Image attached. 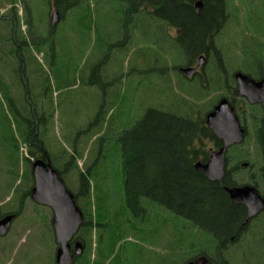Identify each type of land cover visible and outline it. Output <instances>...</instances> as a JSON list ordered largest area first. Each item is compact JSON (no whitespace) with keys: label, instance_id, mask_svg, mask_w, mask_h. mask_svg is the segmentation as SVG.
Segmentation results:
<instances>
[{"label":"rangeland","instance_id":"1","mask_svg":"<svg viewBox=\"0 0 264 264\" xmlns=\"http://www.w3.org/2000/svg\"><path fill=\"white\" fill-rule=\"evenodd\" d=\"M65 1L61 0V5H64ZM68 1L73 2V0ZM228 3L238 5L235 8L238 18L230 17L223 34L217 38V41H221L219 48L230 73L232 67L242 63L245 58L246 63L256 64L255 60L264 63V35H259L260 31H258L259 25L264 32V7L260 5L261 0H229ZM12 5L0 0L1 211L12 208L8 207L11 204L18 205L16 200L18 191L23 192L28 188L29 182L25 180L23 165V157L27 155L26 147L22 142L19 143L21 158L16 169L15 143L19 141L21 116L30 115L32 105L37 106L44 116L45 140L58 148L64 147L70 150L73 142L69 139L77 136L82 127L92 120L101 105L106 108V113L100 133L108 132L107 130H112L114 126L124 121L125 117L118 118V111L122 110L120 103L123 100H126L127 104L126 119L130 118L131 121L141 117L147 106L167 101L170 89L180 90V74L175 73L174 70L170 72L169 67L183 63L176 60L177 48L170 45V34L173 30L164 27L166 37L162 42L152 27L146 26L144 28L146 33L142 35L140 31L143 29L124 26L122 2L85 0L78 7H71L53 27L50 26L46 12L48 0H16V7L10 9ZM13 13L16 14L15 19ZM249 15L252 16V21H249ZM247 22H251V25L246 26ZM48 26L52 29L49 33L52 39L38 46L28 43L27 49L22 50V59L19 58L16 55V52L20 51L17 37L26 40L29 35L33 38L34 35L48 37L46 33ZM254 27L258 29L255 30ZM128 32L133 35L130 39L126 36ZM135 32L139 33L135 34ZM7 36H11L12 42L16 43L12 48L10 44L4 43ZM254 38L263 43L261 46L263 49L253 46ZM242 42L246 49L253 47L252 51L244 54L241 48ZM48 49L54 54L48 53ZM50 56L57 59L52 70L49 69ZM62 64L68 66L66 74L70 85L67 87H61L57 82L56 73ZM94 65L100 66V70L96 69V72H100V80L106 82L103 86L89 85L83 81ZM260 68L258 66L255 68L257 75L262 71ZM35 69L39 75L37 81L33 74ZM160 69L164 72L158 73ZM163 76H166L168 83H164ZM213 76L211 75V79H215ZM44 78L48 79L51 91L42 92L36 102L34 95L39 91V81L43 83ZM199 81L205 82V79L201 78ZM186 82L193 86L198 83ZM221 91L226 93L225 88ZM221 91L210 92L203 102L215 100ZM6 96L11 102H8ZM114 97L118 101L114 104L116 106L111 108ZM235 98L239 99L237 96ZM243 103L242 100L238 101L237 105L241 107L239 109L246 108L247 104L244 106ZM254 112L256 113V110ZM245 113L248 115L247 109ZM251 123L253 124L252 120ZM79 136V146H85V161L90 163L95 156L93 138L86 134ZM252 141L250 138L246 147L249 148L250 157L256 165L252 169L254 171L262 159L260 150L259 152L255 150ZM211 144L207 140V145ZM109 148L108 153L112 152L114 157L119 154V148L114 144L113 146L110 144ZM78 164L79 167H83V159H79ZM67 179L71 186H75V173H70ZM144 208L150 217L145 216L143 219L131 217L130 220L136 227L145 228L146 231L141 233L128 228L124 232L125 239L120 242L121 256H124V251L127 249L135 253L134 260L138 264H178L181 260L178 253L180 234L175 230L174 225L171 226L176 221L173 213L155 203L145 204ZM156 213L163 215L154 218ZM162 217L166 218L165 223ZM51 219V208L35 203L30 196L25 199L21 214L11 222L8 232L0 237V264H52L56 243ZM185 233L189 237L195 233V230L189 227ZM252 239L253 241L246 232L238 247L229 248L227 254L231 264H260L254 245L258 237ZM245 251H249L246 257L243 256Z\"/></svg>","mask_w":264,"mask_h":264},{"label":"trees","instance_id":"2","mask_svg":"<svg viewBox=\"0 0 264 264\" xmlns=\"http://www.w3.org/2000/svg\"><path fill=\"white\" fill-rule=\"evenodd\" d=\"M5 1L13 4L9 7L10 9L16 7V0ZM84 1L69 2L66 0L65 4L60 6L61 15L66 14L73 6L78 7ZM186 1L190 3L186 4ZM196 1L176 0V5H181V2L188 7H167L161 12V19L177 21L176 26L180 32L177 45L171 40L170 45L177 46L176 60L180 62L193 61L214 43L218 47L221 46V41L218 42L214 34L218 25L208 29L205 21L207 18L217 19L215 16L217 10L209 8L214 7L213 3L215 5L216 3L229 4V0H201L203 8L199 12L193 6L191 7V3L193 5ZM260 5L264 7V0H261ZM164 27L162 25L158 28L160 32L156 34L162 42L166 37ZM258 28L259 35H264L259 25ZM258 28L254 27L255 30ZM213 37L216 38L215 42ZM49 39H52L51 35ZM21 41H23L20 47L22 51L27 49V40L22 38ZM4 43L10 44V48L14 46L11 36H7ZM31 43L38 46L42 42ZM262 44L257 38L253 39L255 48L263 49ZM242 46L244 54L252 51L253 47L246 49ZM48 53L54 54L49 49ZM245 61H247L246 58L232 69L256 78L255 68L257 66L260 68L264 63L255 60L256 64H250ZM55 62H57L56 57L50 56V70ZM225 67L227 68L226 64ZM67 68L66 64H62L56 73L57 82L61 87L70 85L66 74ZM96 69L99 71L100 66H92L90 73L83 81L89 85L103 86L106 82L100 80V72H96ZM33 74L37 81L38 71L35 69ZM214 76L213 83L207 85L206 82H200L194 86L180 77L179 91L170 89L167 101L147 106L141 117L135 121H131L130 118L126 119L128 117L127 104L126 100H123L120 103L122 110L119 109L118 118L123 116L124 121L114 126L112 130L102 133L99 130L105 120L106 108L101 105L92 120L85 125L87 127L83 128L85 127L83 126L76 137L72 136L69 139L73 142L70 150L64 147L58 148L45 140L44 116L37 106L32 105L31 114L21 116L19 141L15 143L16 169L21 158L19 143L22 142L26 147L27 155L23 157V165L25 166V180L29 182L25 191H18L17 215L21 214L24 201L30 196L33 184L30 172L32 160L42 158L45 161L48 160L52 168L57 171L65 186L72 192L74 201L84 216L78 231L71 240V244L79 241L82 245V252L74 258L73 264H138L134 260L135 253L127 249L124 251V256H121L122 244L120 242L125 239L124 232L128 228L141 233L146 231L145 228L136 227L130 219L131 217L139 219L145 216L150 217L144 208V205L149 203H155L162 209H167L176 219L171 226L174 225L175 230L180 234L178 253L181 260L178 264H186L189 260L199 256L207 258L206 264H231L227 254L229 248L240 245V239L246 235L245 231L242 233L245 228L253 241L252 237H256L253 232L256 224L260 230L257 237L264 245V211L259 214L256 221L241 227L246 215L245 209L243 205L233 202L224 189L225 186L252 184L259 190L264 183V167L261 161L255 174L252 175L253 160L250 157L249 148L246 147V143L252 136L247 135L241 144L227 149L225 176L220 181L208 180L195 168L196 162L207 161L210 153L222 145L221 141L206 126L205 115L212 109L219 97L227 94L228 88L232 89L233 81L227 79L223 82L219 74ZM162 78L164 83L169 82L166 76ZM38 86L39 91L34 95L36 102L42 92L51 91L47 78H44L43 83L39 81ZM223 88L226 89V93L221 91ZM213 91L221 92L215 100L203 102ZM6 99L11 102L8 96ZM117 101L114 97L110 107L116 106L114 104ZM249 108L251 114H256L254 106ZM252 122L256 127L257 120L252 118ZM261 132H263L262 128L256 133V138L264 142V138L260 136ZM80 134L90 135L93 138L95 156L90 163L85 161V146H79ZM207 140L212 143L210 146L207 145ZM252 142L257 147L256 141ZM110 144L119 148V154L115 157L112 152L108 153ZM110 154L111 159H109ZM79 159H83V167H79ZM243 163H248V166L244 167ZM72 172L76 176L75 186H71L67 179ZM157 215L161 217L163 214L156 213L154 218ZM162 219L165 223L166 218L162 217ZM189 227H192L195 233L188 237L185 231ZM175 251H177L176 248ZM248 255L249 251L243 252V256Z\"/></svg>","mask_w":264,"mask_h":264},{"label":"water","instance_id":"3","mask_svg":"<svg viewBox=\"0 0 264 264\" xmlns=\"http://www.w3.org/2000/svg\"><path fill=\"white\" fill-rule=\"evenodd\" d=\"M202 8V1L195 2L197 12ZM60 15L53 11L50 17V26L59 21ZM198 64L204 62V56H199ZM186 75H192L191 67L182 68ZM237 86V93L244 96L249 103H260L264 110V74L261 79L255 80L247 74L237 71L234 74ZM205 124L212 131L213 135L222 143L221 147L213 150L207 161L196 162L195 168L210 181H220L225 176V155L230 146L240 144L244 141L246 129L239 122L233 106L224 97L220 98L212 110L205 115ZM243 163V166H247ZM264 166V154H263ZM31 174L33 186L31 188V199L52 210V229L54 240L57 245L55 251V264H72L73 257L81 252L82 245L79 241L74 244V251L71 252L70 242L78 231L84 216L76 205L72 192L65 186L64 181L52 168L50 162L42 158L32 160ZM225 191L230 199L236 204L244 205L246 218L241 226L257 216L264 210V195L252 185L243 184L240 186H225ZM15 215L9 214L0 219V235H5ZM75 254V255H74ZM207 258L199 256L189 260L186 264H206Z\"/></svg>","mask_w":264,"mask_h":264},{"label":"flooded vegetation","instance_id":"4","mask_svg":"<svg viewBox=\"0 0 264 264\" xmlns=\"http://www.w3.org/2000/svg\"><path fill=\"white\" fill-rule=\"evenodd\" d=\"M60 1L61 0H48V7H46V12H48L49 19H50L53 11H57L60 14V18L62 17L61 12H60L62 5H61ZM63 1H65V0H63ZM116 1L118 3L122 2L124 26L133 27V29H135V28L143 29V31H140V33H142V35H144L146 33V30L144 29V28H146V26H148L149 28L152 27L155 30V34H159V32H156V31L159 30L158 28H160L162 25H164L165 27H168L169 29L171 28L173 30L172 33L171 34L169 33V34H170L172 43L175 42V44H176V42L178 41L177 40L178 35L180 33L179 28L176 26L177 21L168 20V19H161L160 18L161 12L163 11V9H165L167 7H173V6H174V8L175 7H188L187 5H183L181 2H180L181 5H178V4L176 5V0H116ZM187 3H190V2L186 1V4ZM192 6L195 8V3L193 5L191 3V7ZM212 6H214V7H209V8L217 10V12H215V16L217 17V19L207 18V20L205 21V26L209 29L212 26L218 25L216 30L214 31V34L218 38L223 34L224 26L226 25V23L230 19V17H233L235 19L238 18L237 17L238 14L236 15V13H238V12H235V8L238 7V5L220 4V3L219 4L216 3V5H215V3H213ZM231 7H233L234 9H232ZM246 7H253V6L252 5H246ZM202 8H203V2H202ZM241 10H242V8H241ZM15 15L16 14L13 13L14 19H15ZM248 19H249V21H252V16L249 15ZM234 21L235 20H233V22ZM250 23L251 22H247L246 26L251 25ZM48 28L49 29L46 32L48 34V37H44V36L43 37H36L34 35V38H33V37H31V35H29V37L27 38L26 44H28L30 42H35V41H38V42L41 41L42 43L47 41L48 38L50 37L49 33H50V29H51L49 26H48ZM137 33H139V32H135V34H137ZM127 34H126V36L129 39H130V37L133 36L132 33L130 34L128 32ZM21 40L22 39L17 37V43L19 44L20 47L23 43V41H21ZM155 40H156V37H155ZM213 40L215 42L216 38L213 37ZM11 41H12V37H11ZM14 45H16L15 42H14ZM218 48H219L218 45H216L214 43L212 47L208 48L207 50H204L193 61H184L180 65L175 64L174 66L169 67L170 72L172 70H174L175 73L178 72L180 74V77L183 80L190 81L192 83H197V82L200 83L201 81H199V80L201 78H203V79H205V82L207 85L214 82V79H211V75L219 74V76H221V79L223 82L227 79H232V81H233L232 89H231V87L228 88L227 94L222 96V97L226 98L231 105L233 103L232 106L234 108L236 116L238 117L241 125L246 129L245 138L247 135L250 134L252 136L251 139L256 141L257 147L255 146L256 147L255 150H258V152L260 150L259 153H260V156L262 159V164H263L264 142L257 140L256 133L258 131H260V129L262 128L263 132L260 133L261 134L260 136L262 138H264V110H263L260 103L251 104L248 102V100L244 96H240L237 93V86H236L234 74L238 70L232 69V70H230L232 72L229 73V69L227 70V68L225 67V62H224L223 57L221 55V51ZM16 55H18V57L22 59L23 52L20 50V51L16 52ZM201 55L204 56V62H203V64L199 65L198 59H199V56H201ZM262 65H264V64H262ZM262 65L260 68L262 70L261 73L260 74L258 73L256 78H253V77H251V78H253L255 80H259L262 78V76L264 74V66L262 67ZM185 67H191L193 69L192 75L186 76L182 72V68H185ZM165 69H168V68H165ZM162 72H164V71H162L161 69L158 71V73H162ZM210 80H212V82ZM235 96L239 97V99H236ZM222 97H219L217 99V101L214 103V105ZM239 100H242L244 102L243 103L244 106L247 104L246 108L239 109V108H241L240 106L237 105ZM214 105L212 106V108L214 107ZM250 106H254V109L256 110V114H251L249 112ZM246 109L248 110V115H246V113H245ZM252 118H255L257 120L256 127H254L253 124L251 123ZM254 165H255L254 163L251 164V169H253ZM247 166H244V167H247ZM253 174H255V170L252 171V175ZM253 177H255V175ZM249 185H252V184H249ZM258 191L262 196L264 195V183L260 186ZM3 205H5V204H3ZM8 207H12V208H10L9 210L5 209L4 211H1L2 209H0V219L6 215L13 214V215H15L13 220H15L18 217V215L16 213V207H17L16 204H11ZM243 207L245 209V214H246V208L244 205H243ZM262 212H260V213H262ZM259 214L257 216H255L254 218H251L247 222V224L244 226H247L251 222L256 221ZM245 218H246V215H245ZM256 225L253 229V232H254L255 236H258V233L260 230L258 229V227ZM244 231L247 232V228L242 230V233ZM1 236H3V235H0V237ZM243 239L244 238L240 239V244L243 241ZM255 239H256V237H255ZM256 240H257V243L254 244L255 248H256V257L258 259V262L261 264V263H264V245H262V243H260L261 241L259 240V238ZM75 242L73 244H71V242H70L71 252L74 251ZM56 248H57V245H56ZM55 251H56V249H55ZM55 251H54V254L52 257V264H55ZM81 252H82V249H81ZM80 253L78 255H80ZM78 255H75V257H77ZM75 257H73V261H74ZM72 264H73V262H72Z\"/></svg>","mask_w":264,"mask_h":264}]
</instances>
